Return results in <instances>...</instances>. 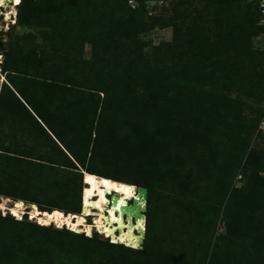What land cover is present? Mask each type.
I'll return each instance as SVG.
<instances>
[{
    "label": "trees",
    "instance_id": "obj_1",
    "mask_svg": "<svg viewBox=\"0 0 264 264\" xmlns=\"http://www.w3.org/2000/svg\"><path fill=\"white\" fill-rule=\"evenodd\" d=\"M128 1L67 5L76 12L57 32L63 41L52 49L57 65L34 49L7 44L2 71L22 87L9 78L0 89V202H30L41 218L54 210L80 214L84 173L143 188L142 249L100 240L97 233H73L64 223L52 229L18 221L0 208V264H15L22 255L41 260L53 249L88 264H264V144L250 147L264 121V78L252 61L254 73L240 79L244 59L226 73L228 59H217L223 47L208 45L202 33L211 14L218 20L228 12L243 22L241 34L247 20L252 36L259 34L254 1L247 0L240 13L231 8L236 0H204L210 15L193 22L194 33H188L200 60L185 59L167 70L138 56L115 59V42L122 46L124 36L144 30V6L131 8ZM42 3L20 0L18 24L28 25ZM201 33V45L194 47ZM77 40L90 46L89 61L74 56ZM224 45L228 55L232 44ZM22 52L19 69L15 54ZM42 69L50 75L43 77ZM229 84H243V100L223 92ZM4 126L17 144L6 143ZM240 173L244 183L236 188L232 182ZM122 184L110 191L127 194L119 191Z\"/></svg>",
    "mask_w": 264,
    "mask_h": 264
},
{
    "label": "rangeland",
    "instance_id": "obj_2",
    "mask_svg": "<svg viewBox=\"0 0 264 264\" xmlns=\"http://www.w3.org/2000/svg\"><path fill=\"white\" fill-rule=\"evenodd\" d=\"M84 1L85 0H43L39 10H35L33 14L31 13L29 15L31 21L28 25H20L17 21V6L19 5L20 0L19 2H17V0L5 1L0 7V38L6 43V48L4 51H1L3 62L5 60L7 44L11 42L14 49L16 48L19 50L21 48L23 49V47L25 48V51H27V49H34L41 58L45 59V61L54 59L57 65V57H54L52 49H60L62 47L61 43L63 42L61 41V38H59L60 36H58L59 33L57 34V32L64 29L63 22L71 18L69 17L71 13L76 12L73 11L74 8L73 10H70L67 5L75 3L74 7H79L84 5ZM246 1L247 0H236V5L232 3L233 6L231 8L238 12L240 11L241 13V11L243 12L247 8ZM253 1L251 0L252 3ZM133 4L136 8L140 7V5L144 6L145 13L142 18L144 30L138 33H135V30H133V34H128V37L124 36L125 39H122V46L120 42H115V59H135L138 56L140 59H149L152 62L155 61L160 65V69L167 70L168 68H173L175 65L180 64V62L185 59H188V63L193 64L195 59L199 58V56L196 55V50L189 48V39L191 36L188 33H194V30L191 31L193 22L199 21L200 19H203L202 17L210 15L204 10V6H206L204 0H182L181 2H176V0H133ZM190 4H192V7H188ZM212 4L216 5L214 1ZM226 6H224V8L228 9L229 7L227 8ZM186 8L188 9V14L184 10ZM125 9H127V7H125ZM211 15L212 16L207 18L209 20L207 26L208 29L203 28L202 33L206 32L205 36L208 37V45L212 47H223V55L219 56L217 59H228V62L224 63V70L226 69L225 72L228 73L230 69H239L238 65L241 63L240 59H244V67L240 68V79L243 77H249L254 73L253 65L250 63L252 61L254 65L256 64V71L260 77L264 78V47L261 44L258 45V34L252 36L253 33L250 22L247 20L244 24V31L241 34L242 30H240L239 26H241L243 22L239 21L238 18H232L228 12L225 13L224 18L221 17L218 20L215 15ZM202 33L197 37L194 47L201 45L203 40L201 36ZM74 35H77V31L72 32V36ZM81 37L82 36H79L77 38L81 39ZM77 41L76 44L71 46L74 50V56H76V58L80 56V59L77 60L89 61L92 58L90 46L87 44L81 47L79 45V40ZM220 42L232 44L227 51L228 55H224V47L226 45H224V43L220 44ZM71 43H73V41L68 42V44ZM155 47H157L159 51L154 53L153 48ZM22 53L23 54H15L17 66L24 64L25 60L23 58L25 56L24 52ZM256 54H260V56L257 55V57H254ZM211 57L212 56L210 55L206 58L209 60L203 63L205 65V71H209L211 68V66H208L213 60ZM0 59H2L1 55ZM58 59L61 58L58 57ZM198 60H200V58ZM58 65L60 66V64ZM22 67L23 65H21L19 69ZM44 72L45 70L42 69L41 73L43 77H46L48 74L50 75V73L46 75ZM34 75H36V73H34ZM9 78L16 81L19 84V87H22V82L18 81L15 76H6L2 71V77L0 78V82L2 83H0V89ZM247 91L248 90L244 88L243 84L223 89V92L227 93L228 97H234L236 94H239L240 97H242V100ZM255 94V96H257L258 93ZM260 104L261 107L264 108V97ZM16 127L17 126L15 125V128ZM4 128L5 133L4 135L2 134V137H6V143L17 144V142H19L17 137H11V131L9 129L7 130L5 126ZM22 138L23 137L20 139ZM250 144V147L255 149H259L263 146L264 121H262L256 129L255 135ZM243 183L244 177L241 173L237 174L232 182L233 186L236 188L242 186ZM112 184L122 183L103 177L88 176L84 173V178L82 179L83 189L81 192L82 202L80 201V214H69L64 216L63 212L54 210L49 215H45L41 218L38 216L39 210L37 206L30 202L2 198L0 205L3 206L2 209L4 212H7L18 221L38 224L44 228L52 229H60L62 223H64L65 228L73 233L81 234L84 232L88 238H92L93 235L97 233L101 235V237H99L100 240H104L107 237L110 243L121 244L124 247L132 248L124 243L113 242L107 233L103 232V230L106 231L105 226L100 224V221L98 220V217H102L100 212L104 211V207L110 203L111 198L114 195H116L117 198H120L122 194H126L124 192L110 191ZM125 189H127L126 195L129 200L133 197V194L138 188L128 185L126 188V185L122 184L119 191ZM116 207L117 206H115V209ZM92 208L98 209L99 211L93 212ZM221 210H223V206L221 207ZM107 212L108 211L104 213L108 214ZM112 212L113 210L111 211V215ZM125 219L123 218V221H125ZM96 223L100 224L99 227L102 231L96 229ZM130 235L131 228L128 229L123 237L128 239V236ZM142 244L139 248L133 249H142ZM117 256L118 255H116V257ZM15 264H88V262L77 254L64 253L58 249H53L49 250L47 257L45 256V258H42L41 260H34L26 255H22ZM116 264L119 263L116 262Z\"/></svg>",
    "mask_w": 264,
    "mask_h": 264
},
{
    "label": "bare ground",
    "instance_id": "obj_3",
    "mask_svg": "<svg viewBox=\"0 0 264 264\" xmlns=\"http://www.w3.org/2000/svg\"><path fill=\"white\" fill-rule=\"evenodd\" d=\"M132 199L135 202L128 207L127 202ZM129 200L126 194H122L120 198L114 195L110 203L104 207V211L100 212L102 217H98V220L100 224L105 226L106 231L103 230V232H106L113 242L124 243L132 248H139L145 237V217L142 215V211L145 209L144 194L135 192ZM115 206H117L116 209ZM92 211L97 212L99 210L92 208ZM106 211H108V214L104 213ZM123 218H126L125 221H123ZM100 224L96 223L98 231H102L99 227ZM129 228H131V235L126 239L123 236Z\"/></svg>",
    "mask_w": 264,
    "mask_h": 264
},
{
    "label": "built area",
    "instance_id": "obj_4",
    "mask_svg": "<svg viewBox=\"0 0 264 264\" xmlns=\"http://www.w3.org/2000/svg\"><path fill=\"white\" fill-rule=\"evenodd\" d=\"M255 1V5L257 7V12H258V20H257V27L260 29V32L257 36V41H258V45H262L264 47V0H254ZM128 5L131 8H134L135 5L133 4L132 0L128 1ZM1 51H4V49H0V55L2 56V59H0V78L2 77V64H3V55L1 53ZM4 53V52H3ZM4 80V79H2ZM2 83V82H0Z\"/></svg>",
    "mask_w": 264,
    "mask_h": 264
},
{
    "label": "water",
    "instance_id": "obj_5",
    "mask_svg": "<svg viewBox=\"0 0 264 264\" xmlns=\"http://www.w3.org/2000/svg\"><path fill=\"white\" fill-rule=\"evenodd\" d=\"M5 47H6V43L2 40V38H0V49H5ZM136 192L139 194L140 192H142L143 194H144V205L146 204V198H147V191L145 190V189H143V188H138L137 190H136ZM130 202H131V204H133L134 202H135V200L134 199H132V200H129L127 203V205H128V207H130ZM146 207V206H145ZM144 212H145V209L142 211V215L144 214ZM144 216V215H143Z\"/></svg>",
    "mask_w": 264,
    "mask_h": 264
},
{
    "label": "crops",
    "instance_id": "obj_6",
    "mask_svg": "<svg viewBox=\"0 0 264 264\" xmlns=\"http://www.w3.org/2000/svg\"><path fill=\"white\" fill-rule=\"evenodd\" d=\"M5 1H8V0H3V2H0V7L3 5V3H5Z\"/></svg>",
    "mask_w": 264,
    "mask_h": 264
},
{
    "label": "snow or ice",
    "instance_id": "obj_7",
    "mask_svg": "<svg viewBox=\"0 0 264 264\" xmlns=\"http://www.w3.org/2000/svg\"><path fill=\"white\" fill-rule=\"evenodd\" d=\"M0 2H3V0H0ZM17 2H19V0H17ZM3 206L2 205H0V208H2Z\"/></svg>",
    "mask_w": 264,
    "mask_h": 264
}]
</instances>
